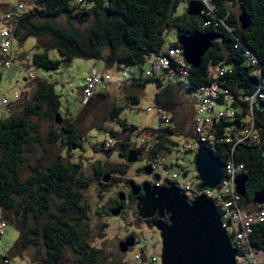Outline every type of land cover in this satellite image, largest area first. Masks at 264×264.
Returning <instances> with one entry per match:
<instances>
[{"label":"trees","instance_id":"obj_1","mask_svg":"<svg viewBox=\"0 0 264 264\" xmlns=\"http://www.w3.org/2000/svg\"><path fill=\"white\" fill-rule=\"evenodd\" d=\"M31 1L33 8L25 10L15 25L14 40L20 46L29 38L35 39L34 48L40 52L32 55V62L39 69L56 70L74 59L101 61L106 69H141L146 59L152 58L153 61L154 58L162 57L167 48L179 46L174 44L165 47L164 32L167 27H172L178 31V36L198 32L218 37L203 57L200 68H188L185 74L187 90L196 93L199 88L210 85V67H228L230 73L220 80L224 81L223 87L232 95H250L260 86L264 93V0H210L214 13L199 17H188L186 14L175 16L179 0ZM230 1L236 2L240 12L247 15L249 26L245 31L240 30L238 15L230 13ZM0 9L7 11L9 8ZM60 16L65 17L66 25L57 24ZM207 20L210 25L205 27ZM78 25L85 27L84 34L79 31ZM50 52H57L60 59H50ZM245 52L257 60L256 65L250 63ZM174 76L183 75L171 67L157 78L145 76L146 80H142L140 77H129V80L122 81L116 87L122 93L129 94L126 98L128 103L136 105L139 102L136 90L142 88L145 82L155 83L160 89L154 98L155 108L161 115L168 113L173 116L179 105L176 97L183 89L180 85L164 83ZM36 81L23 112L0 117V223H8L19 234L17 246L13 250L43 245L44 256L31 260L30 264H60L67 248L73 250L75 264H104L106 260L101 251L91 248L81 231V225L90 213L83 196L89 179L83 177L81 165L67 164L63 157L58 156L55 161L46 164L38 161L36 167L31 168V175L23 178L26 155H33L37 146L44 142L52 146L59 144L70 154L81 149L84 141L74 123L62 120L61 125L56 126L54 116L60 111V96L55 93L53 85ZM107 92L88 100L78 116H82L86 106L95 100L108 98ZM123 108L112 105L109 111L110 120L116 121L124 134L110 131V137L118 138L120 142L110 149H105L104 141L101 146L104 151H116L125 160L131 150L137 149L142 154L145 151L130 143L128 135L133 127L118 120ZM247 114L246 106L241 105L237 119L215 122L216 138L234 140L230 129L244 124L242 120ZM252 115L254 134L250 141L234 146L233 141L223 140L215 143L210 150L222 166L231 161L244 167L246 195L241 205L245 211L255 207L252 204L255 194H264V99L254 103ZM34 117L51 123L45 136L39 123L32 121ZM191 129L186 140L191 137ZM140 132H144L149 140L152 139L148 151L152 158H157L161 151L167 154L171 147L176 146L169 140L177 134L172 126ZM92 168L96 179L100 180L104 173L102 165L97 163ZM113 171L120 175L127 173L126 168L121 166ZM109 187V184H101L100 194ZM111 202L109 200L107 204L111 205ZM101 209L105 216H110L109 208L106 211L105 206H102ZM250 245L264 251V223L253 226ZM13 250L10 257H14Z\"/></svg>","mask_w":264,"mask_h":264},{"label":"rangeland","instance_id":"obj_2","mask_svg":"<svg viewBox=\"0 0 264 264\" xmlns=\"http://www.w3.org/2000/svg\"><path fill=\"white\" fill-rule=\"evenodd\" d=\"M189 1L179 0L175 16L186 13ZM17 4L24 5L26 11L33 8L31 0H0L1 8L8 9ZM229 10L233 14L238 15L240 13L236 2H229ZM56 22L59 25H66L64 16L57 18ZM77 27L82 34L85 33V27L79 25ZM163 37L167 48L169 45L177 44L178 31L175 28L167 27ZM34 46L35 39L33 38L27 39L20 46L14 41L13 49L18 52V59L13 61L8 68L0 62V98H6L10 103H13L15 96L26 92L16 102L18 103L16 106H13V104L1 109L0 117L21 114L24 105L32 95L36 80L46 81L53 85L55 93L60 96L61 107L58 114L63 121L75 124L78 132L84 137V141L81 149L70 154H67L59 144L52 146L44 142L43 145L37 146L33 155H26L23 178L26 179L31 175V168L36 167L38 161L46 164L51 160L55 161L58 156L63 157L67 164H80L83 177L89 179V188L84 190V203L93 211H90L88 219L81 225L83 237L90 247L101 251L106 260L104 264H160L161 242L158 232L151 225L137 218L136 211H127L124 215L118 217H107L101 208L105 206L107 211L109 208L107 201L114 200L116 194L123 192V187H120V185H124L128 181L140 184L144 180H148L143 173L146 166L155 168L153 171L155 170L157 174L168 177H171L174 173L182 174L184 171H194L193 159L195 152H186L184 146L187 142L185 138L191 129L193 109H196L198 102L196 93L187 90L186 75L170 77L164 83L180 85L183 91L188 93L182 90L179 91L176 97L179 105L175 114L173 116L168 113L164 114L170 119L171 126L177 133L169 138L176 146L171 147L169 153L166 154V152L161 151L157 158H152L148 154L152 146V139L149 140L146 137L145 144L140 145V138L137 133L164 127L159 122L161 113L154 106L155 95L160 89L153 82H145L142 88L136 90L139 102L133 105L128 103V99H126L129 94L122 93L119 88H112L119 84L123 72H126L129 77H140L142 80H146L145 72L150 69L152 58L146 59L141 69L137 67H131L124 71L115 68L106 69L101 61L74 59L66 66L48 71L39 69L33 64L32 55L40 52ZM48 56L53 60L60 59L57 52H50ZM93 70L110 74L112 85L108 88V98L95 100V102L86 106V111L82 116H78L85 104L81 98V87L86 76ZM112 105L124 106L118 120L133 127L130 135H128L130 143L136 148H144L143 159L134 164H126V161L121 159L116 151L109 152L102 149L101 144L110 138V131L118 135L123 134L122 128L117 122L111 121L109 118ZM11 108L14 110L12 113ZM224 108L221 107V109ZM148 109H151L152 112L147 113ZM215 109L218 110L219 107H215ZM7 111L9 112L7 113ZM32 121L39 123L44 136L51 128V123L47 120H39L34 117ZM97 163L102 165L104 169L102 177L107 179V183L110 184V187L102 194L96 189L98 181L92 169L93 165ZM118 166L126 168L127 173L120 175L118 172H114L113 170ZM115 179L121 180L117 186L112 184ZM193 186L196 189L199 187L197 182H194ZM128 236H133L136 243L128 252L121 254L118 249V242L123 241V238ZM18 240V232L11 225L5 223L0 236V259L4 255L5 247L8 246L10 254L17 246ZM13 253L14 257H11L10 264H30L31 260H38L43 257L45 252L43 245L39 244L37 247H30L27 250H21L18 247V249L13 250ZM75 261L76 256L73 250L67 248L64 252V259L60 264H75Z\"/></svg>","mask_w":264,"mask_h":264},{"label":"built area","instance_id":"obj_3","mask_svg":"<svg viewBox=\"0 0 264 264\" xmlns=\"http://www.w3.org/2000/svg\"><path fill=\"white\" fill-rule=\"evenodd\" d=\"M201 4L202 11L200 15L209 16L214 13L210 4V0H194ZM25 8L22 4H17L7 11L0 9V62L4 67L8 68L17 60L19 54L13 49L14 28L16 23L22 18ZM210 22L207 20L204 26L207 27ZM245 56L249 58L252 65L257 64V60L245 52ZM175 68L178 73L185 75L189 66L182 57V49L180 46L169 47L165 50L162 57L154 58L151 62L150 69L145 72L146 77L157 78L163 71ZM230 73L228 67H210L208 70L211 83L203 86L196 91V100L198 102L192 118L191 137L185 143V150L189 153L197 151L201 146L212 150L215 143L221 141H233L234 146L250 141L254 134V122L252 109L257 100L264 99L262 86L250 95H232L225 89L224 81L220 79ZM129 80L126 72L122 73V81ZM111 84V76L109 73H101L93 70L89 73L84 84L81 87V98L86 103L97 94L108 91ZM25 93L15 96V101H19ZM11 104L6 98H0V110L9 107ZM236 105L234 107L233 105ZM241 105L246 106L247 115L242 120L244 124L239 127H232L230 133L234 134V140L231 138L217 139L216 128L213 127L215 122L219 120L233 121L237 119V115L241 113ZM215 107H219L218 110ZM221 107H225L221 109ZM147 113L152 110L148 109ZM159 122L164 127L171 126L170 119L166 115H160ZM241 122V121H240ZM140 145L146 142V134L140 132ZM120 141L118 138L110 137L104 141L105 149L114 147ZM155 169V168H152ZM155 171V170H154ZM223 179L214 190H199L194 188V182L200 185V181L195 171H184L182 174L174 173L171 177L157 174L160 178L155 182L157 187H165L173 185L178 188L180 193L186 197L188 202L194 201L199 196H205L214 206L217 214L222 222L232 248L236 251V264H264V251L254 249L250 245V238L253 234V226L264 223V204L255 205L253 210L245 211L241 205V198L235 191V179L244 173V167L240 164L228 162L223 166ZM5 227L4 223H0V236ZM8 246L5 247L3 257L0 259L2 264H10L11 257L8 252ZM138 259V256L136 257Z\"/></svg>","mask_w":264,"mask_h":264},{"label":"water","instance_id":"obj_4","mask_svg":"<svg viewBox=\"0 0 264 264\" xmlns=\"http://www.w3.org/2000/svg\"><path fill=\"white\" fill-rule=\"evenodd\" d=\"M202 6L199 2L190 0L186 16L199 17ZM237 22L241 31L249 26V20L244 12H240ZM218 37L208 33H193L180 35L177 45L182 49L185 63L193 70L199 69L206 52L212 47ZM56 126H60L62 118L54 116ZM141 153L131 150L127 153L126 164L137 162ZM194 171L200 181L199 190H214L223 179V166L204 146L197 149L193 159ZM145 176H151L152 169L146 166ZM154 175V181L159 180ZM246 177L239 175L235 179L236 194L244 199L246 195ZM107 183V179L102 180ZM132 196L142 193L135 204L136 215L141 220H149L156 216L157 220L151 226L158 232L161 242L160 264H236V251L232 248L222 222L212 203L205 197L199 196L188 202L179 189L173 185L165 187L151 186L144 182L140 186L133 181L128 182ZM118 201H123L124 195L119 193ZM253 205L264 204V194L257 193L252 199ZM122 207L109 212L112 217H118ZM166 218V221H164ZM135 245V238L129 236L118 243L121 254H125Z\"/></svg>","mask_w":264,"mask_h":264},{"label":"flooded vegetation","instance_id":"obj_5","mask_svg":"<svg viewBox=\"0 0 264 264\" xmlns=\"http://www.w3.org/2000/svg\"><path fill=\"white\" fill-rule=\"evenodd\" d=\"M143 159V154L141 153V156L138 158V160H142ZM137 160V161H138ZM150 167V166H149ZM145 168V167H144ZM151 169H152V167H150ZM93 169V168H92ZM155 171H153V169H152V174H151V176H145V174H144V176L145 177H147L148 178V180H144L142 183H144V182H147V183H149L151 186H153V185H155L154 183H155V181H154V175H156V173H154ZM143 173H144V171H143ZM94 175H95V172H94ZM103 179H105L104 177H101V179L100 180H97L98 181V183H97V190H98V192H100V189H101V184H105V183H103L102 182V180ZM129 182V181H128ZM128 182L127 183H125L124 185H120V187H123L122 189H123V192H120V193H122L123 195H124V198H123V201H121V202H119L118 201V198H117V196H118V194H116V198L114 199V200H111L112 202H111V205H109V209H110V211L111 210H113V209H115V208H118V207H122V209H121V212H120V214H119V216H121V215H124V213L125 212H127V211H136L135 210V204L137 203V201L142 197V193H140L138 196H136V197H134V196H132L131 195V193H130V190H129V188H128ZM158 182V181H157ZM118 181L115 179V180H113L112 181V184H114V185H118ZM142 183H140V184H135V185H138V186H140ZM89 184V183H88ZM106 184H109V183H106ZM105 184V185H106ZM110 185V184H109ZM87 188H89V186L87 185L86 187H85V189H87ZM84 189V190H85ZM83 196H84V192H83ZM117 199V200H116ZM88 206V205H87ZM88 208H89V206H88ZM89 211H91V209L89 208ZM91 212H93V211H91ZM96 214H98V212H96ZM138 218V217H137ZM141 220V219H140ZM157 220V218H156V216H154V218H152V219H149V220H143L145 223H147V224H149V225H151V223L153 222V221H156ZM164 221H166V218H164ZM129 237V236H128ZM127 237H124L123 238V240L124 239H126ZM119 242H121V241H119ZM118 242V243H119ZM135 243H136V239H135Z\"/></svg>","mask_w":264,"mask_h":264},{"label":"crops","instance_id":"obj_6","mask_svg":"<svg viewBox=\"0 0 264 264\" xmlns=\"http://www.w3.org/2000/svg\"><path fill=\"white\" fill-rule=\"evenodd\" d=\"M34 79H35V78H34ZM116 86H118V85H116ZM112 88L118 89V87H112ZM32 92H33V91H32ZM25 93H26V92H25ZM13 104H14V105H13ZM13 104H11V105L16 106L18 103H14V102H13ZM13 108H14V107H13ZM13 108L10 109L11 113L14 112ZM194 109H195V108H194ZM194 109H193V111H194ZM7 110H8V109H7ZM8 112H9V111H7V113H8ZM11 253H12V251H11ZM12 255H13V254H12Z\"/></svg>","mask_w":264,"mask_h":264}]
</instances>
